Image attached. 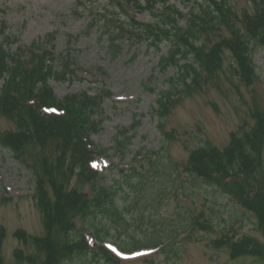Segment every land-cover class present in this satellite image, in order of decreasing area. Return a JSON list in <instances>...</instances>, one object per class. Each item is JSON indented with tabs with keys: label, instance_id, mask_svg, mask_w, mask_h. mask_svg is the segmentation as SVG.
Wrapping results in <instances>:
<instances>
[{
	"label": "rangeland",
	"instance_id": "374dc122",
	"mask_svg": "<svg viewBox=\"0 0 264 264\" xmlns=\"http://www.w3.org/2000/svg\"><path fill=\"white\" fill-rule=\"evenodd\" d=\"M229 1L233 5V16L241 21L235 26L245 35L246 18L254 15L256 5L251 0ZM117 2L114 0L113 4ZM106 4V0H0V32L3 30L2 35L10 39L7 44L2 42L7 53L14 56L31 45L44 47L46 43L53 46L57 76L55 80H49V86L56 98L60 100L81 92L91 97L96 93H107L96 111L99 114L96 117L101 121L100 131L92 136L93 143L106 149L107 153V156L97 157L92 164V168L101 172L100 184L113 185L119 179L117 169L143 165L146 155L159 152L163 145L167 148L160 154L162 163H175L182 180L186 179L182 168L188 156L187 148L195 150L207 143L220 150L228 145L231 137L253 133L252 129L255 138L260 136L262 139L257 142L256 167L252 175L243 177L242 181L231 178L223 186L210 176L211 184L202 181L194 192L186 191L191 194L181 193L176 186L160 187V192L165 195L157 207L159 220L179 226L175 229L177 232L174 231L176 237L165 242L164 248H170L165 252L143 251L124 256L114 264H168L166 256L170 252H174L175 257H171L169 264H264V228L260 225L262 233L257 222H260L261 214L259 211L248 212L235 197L230 199L238 187L246 194L255 190L264 196V128L261 127L264 122L259 126L255 124L257 115L263 114L264 118V27L257 31L255 41L258 43L250 45L248 64L238 62L226 49L217 50L214 52L218 57L216 64L204 70L201 83H192L188 94L179 85L176 93L168 96L164 92L169 88L170 78L177 79V69L171 66L161 69L159 58L169 53L171 44L163 41L157 50L143 36L138 39L126 31L131 18L144 24L155 23L153 7L138 11L121 2V7L114 10ZM165 4L182 13L187 11L185 0H159L154 7ZM103 8H108L109 13L115 12L107 31L101 19L97 22ZM114 28L119 33L111 37ZM221 38H232L228 27L218 26L206 31L200 36V43L208 52ZM110 42L118 47H112ZM64 60L71 61L73 70L67 65V71H64ZM63 75L65 81L61 80ZM160 96L170 100L180 98L164 117L163 129L157 127V118L152 112L157 108ZM135 121L138 122L135 129H130L133 136L128 151L120 157L114 152L117 131L130 127ZM13 130L16 131L14 124L0 115V136ZM36 146L27 144L20 150L18 159L0 146V228L5 231L0 245V264H48L50 260L51 253L43 246L42 239L47 237L42 215L32 197L33 174L26 165L34 167L46 156V153L42 156ZM138 154L140 158L135 159ZM36 171L41 175L39 170ZM45 185L50 197L47 182ZM67 188H77L83 194L92 195L91 185L82 181L77 170L68 180ZM124 193L127 191L123 187L116 196V203L129 208L132 216L145 211L142 222L138 223L143 226L140 232L145 233L144 229L150 227L148 215L152 214L154 203L146 204L145 208L140 206L138 210V207L130 206L133 196ZM124 200L126 205L121 206ZM190 219L199 221L201 228L188 232L186 225ZM98 220L99 217L96 224ZM87 221V218H79L75 224L82 227ZM228 230L236 242H232L230 235L226 236ZM126 232L131 231L128 228ZM140 232L132 231L140 241L146 240ZM62 235V230H56L48 239L49 246L62 247ZM170 243L173 244L168 245ZM86 256V253L82 254L64 264H86ZM61 262L62 259L59 264Z\"/></svg>",
	"mask_w": 264,
	"mask_h": 264
},
{
	"label": "trees",
	"instance_id": "16d2710c",
	"mask_svg": "<svg viewBox=\"0 0 264 264\" xmlns=\"http://www.w3.org/2000/svg\"><path fill=\"white\" fill-rule=\"evenodd\" d=\"M107 4L114 10L121 7V2L135 9L146 11L147 7H153L156 22L144 24L136 22L133 18L126 25L127 32L138 39L150 41L155 49H159L160 44L165 41L171 44L167 55L159 58L161 69L169 66L176 67L175 78H170L169 88L166 95L176 93L179 85L184 88V92H190L191 84H199L202 80V73L215 65L214 52H221L223 49L231 52L238 62L248 64L247 57L250 54V45L258 43L257 31L264 27V3L263 0H251L256 5L254 15L246 18V34L241 28L235 25L240 20L233 16V5L229 0H185L184 7L186 13L171 6L155 8L154 5L159 0H106ZM80 4V2H79ZM106 9H101L102 13L97 22L101 19L105 31L109 30L113 22L115 12L109 13ZM119 12V11H118ZM97 16V15H96ZM111 17V19H107ZM96 21V20H94ZM183 22V23H182ZM135 25V26H134ZM218 26H226L231 32L232 38L220 39L216 46L208 52L205 45L200 43V36L206 31L217 29ZM135 28V31L132 32ZM111 37L119 33L115 28ZM0 32V115L10 120L15 127V132L9 131L0 136V146L8 150L17 159L20 158V150L27 144L37 145L35 148L39 153H46L41 157V161L33 167L26 164L32 175L34 194V204L41 212L43 228L46 239L43 246L50 251L48 264H61L66 261L81 257L87 254L86 264L101 261V264H114L117 262L102 243L110 240L125 252H130L143 247L158 246L164 239H173L174 231L179 226L159 220L160 213L158 205L165 192H160L159 188L166 186L179 188L181 193L191 194L196 186L205 182L211 184L210 176L216 180L217 184L224 183L226 178L232 175L241 177L247 176L250 169L256 166L255 156L257 155L256 133H243L240 137H231L228 145L222 150L211 147L207 143L195 150L186 149L188 156L182 171L186 179H179V173L175 163L161 161L160 154H164L167 146H162L159 152L147 154L146 163L140 166H132L129 171L118 173V180L113 185L105 186L99 183L101 176L96 171L89 168V161L93 155L105 154V149L95 147L90 140L92 133L99 131L100 120L96 111L100 108L103 96L107 93H96L89 96L85 92L79 94H69L63 99L54 98L48 81L57 76L52 64V45L49 47L33 46L28 56L22 52H17L14 56L7 53L2 46L3 41H8L7 36L1 37ZM107 36V34H105ZM7 43V42H5ZM111 46L118 47L116 43L110 42ZM112 46V47H113ZM14 58H13V57ZM215 58V59H214ZM184 59L185 63L180 64ZM11 62H8V61ZM9 63V64H8ZM70 61L64 60V71ZM12 66H11V65ZM65 81L66 77L61 76ZM162 93V92H161ZM160 93V94H161ZM163 93V94H164ZM178 99V100H177ZM179 97L170 100L163 96L157 98V108L152 112L157 117V127L163 129L164 117L179 102ZM56 107L62 111L60 114H40L41 107ZM263 114L255 117V124L264 122ZM99 120V121H98ZM138 121L130 127L117 131L115 138L114 152L120 157H124L128 151L131 136L127 135L128 130L135 129ZM256 127V126H255ZM264 128L263 126H261ZM127 131V132H126ZM166 139L168 137L165 135ZM248 154V156H247ZM53 156L51 159H47ZM136 158V156H135ZM36 170L41 172L38 174ZM81 176L82 181L91 185L92 195L81 193L79 189H66L68 180L72 178L73 172ZM119 172V171H118ZM154 179V181H153ZM51 196H48L46 185ZM214 182V181H213ZM214 184V183H213ZM126 194L133 196V203L130 206L140 210V206L145 208L146 204L154 203L151 208L152 214L148 215L149 228L140 232L143 226L142 214L132 216L129 208L120 207L115 201L117 194L123 190ZM193 190L192 192H186ZM159 191L158 193H155ZM186 192V193H185ZM155 193V194H154ZM196 194V193H195ZM194 194V196H195ZM238 200L244 206L253 205L261 214L260 225L264 228V211L259 202L246 200L241 197L238 190ZM235 195V194H234ZM236 196V195H235ZM256 198H254L255 200ZM126 205L124 203L121 206ZM137 209V208H136ZM99 217L98 224H96ZM86 219V225L78 227L76 219ZM205 220H208L205 218ZM87 224L89 226H87ZM194 230L201 228L199 221H191L186 227ZM130 229V233L126 232ZM62 230L64 243L62 247L49 246V237L56 231ZM140 232L145 235L146 240L140 241L132 233ZM4 230L0 228V245L4 236ZM87 232L95 240V248H91L84 240L83 233ZM113 232V233H112ZM146 232L149 234L146 235ZM130 235H129V234ZM58 251V252H57ZM175 253L166 256V262H171V257ZM59 261V263H60Z\"/></svg>",
	"mask_w": 264,
	"mask_h": 264
},
{
	"label": "snow or ice",
	"instance_id": "6c2138e0",
	"mask_svg": "<svg viewBox=\"0 0 264 264\" xmlns=\"http://www.w3.org/2000/svg\"><path fill=\"white\" fill-rule=\"evenodd\" d=\"M109 247L111 248L112 246L111 245H109ZM112 250L115 252L116 251V249L115 248H112ZM119 254V253H118ZM126 259H127V257H125Z\"/></svg>",
	"mask_w": 264,
	"mask_h": 264
}]
</instances>
